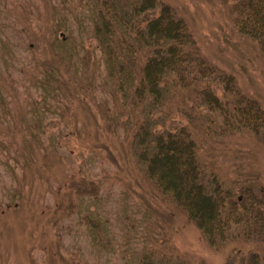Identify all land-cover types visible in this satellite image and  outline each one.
I'll list each match as a JSON object with an SVG mask.
<instances>
[{
	"label": "rangeland",
	"instance_id": "1",
	"mask_svg": "<svg viewBox=\"0 0 264 264\" xmlns=\"http://www.w3.org/2000/svg\"><path fill=\"white\" fill-rule=\"evenodd\" d=\"M160 1L186 22L204 58L221 75L234 77L242 94L264 108L263 45L239 32L231 1ZM81 22L88 26L80 0H0V37L8 43L1 65L9 74V104L0 112V264H253L251 254L257 253V263L264 264V241L237 237L210 246L180 209L143 178L127 155L124 132L104 133L106 115L102 118L98 110L114 109L106 89L97 84L93 96L90 86L97 117L81 109L70 91L62 98L63 109L57 98L48 97L44 105L37 80L53 56V34H72L79 42L85 35ZM79 66L80 76L95 74L97 83L102 79L90 66ZM61 70L69 77L75 71ZM202 83L211 84L224 103L227 96L231 99L222 80ZM35 108L34 122L44 121L47 130L41 140L26 130ZM174 110L169 126L186 125L196 137L208 176L218 177L240 199L244 184L264 189L263 130L227 127L225 111L205 105L198 117ZM104 144L112 155L100 147ZM88 214L106 222L107 247L93 242L84 223Z\"/></svg>",
	"mask_w": 264,
	"mask_h": 264
},
{
	"label": "trees",
	"instance_id": "2",
	"mask_svg": "<svg viewBox=\"0 0 264 264\" xmlns=\"http://www.w3.org/2000/svg\"><path fill=\"white\" fill-rule=\"evenodd\" d=\"M225 1L232 3L239 32L259 40L264 49V0ZM80 2L88 22V26L81 22L85 35L77 42L72 34L62 38L53 34V56L45 62L44 75L37 80L44 105L48 97L57 98L59 109H63L62 98L70 91L72 99L78 97L81 109L97 117L91 109L96 97L89 96V90L92 86L94 96L99 84L110 93L114 107L100 106L98 110L102 118L106 115L104 133L114 136L124 132L130 151L127 155L132 156L139 173L159 195L180 209L210 246L219 247L237 237L264 241V189L244 184L238 192L241 199L237 191H226L218 177L206 174L197 139L188 127L180 125L173 130L168 123L174 108L184 116L198 117L202 115L200 105H205L212 111H225L227 127L264 131L261 104L243 95L234 77L221 75L204 58L186 22L170 5L160 0ZM7 48L8 43L0 37V112L7 111L9 104V74L1 65ZM54 61H60V65ZM80 63L90 66L97 75L101 73L102 79L97 83L95 74L80 76ZM61 65L67 72L74 69V74L66 76ZM212 77L222 80L224 92L231 99L227 96L224 103L211 84L200 85ZM182 92L189 97L182 98ZM188 99L193 102L185 105ZM32 112L26 130L41 140L40 136L47 133L46 126L42 120L34 122L37 108ZM100 147L112 155L108 144ZM84 219L93 242L107 247L110 239L106 222L91 214ZM251 255L253 264H262L255 259L258 253ZM140 263L159 264L149 260Z\"/></svg>",
	"mask_w": 264,
	"mask_h": 264
}]
</instances>
